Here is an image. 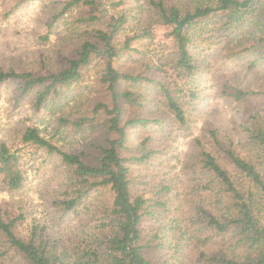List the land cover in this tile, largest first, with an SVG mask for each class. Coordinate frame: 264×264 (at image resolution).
Returning a JSON list of instances; mask_svg holds the SVG:
<instances>
[{
	"label": "trees",
	"instance_id": "obj_1",
	"mask_svg": "<svg viewBox=\"0 0 264 264\" xmlns=\"http://www.w3.org/2000/svg\"><path fill=\"white\" fill-rule=\"evenodd\" d=\"M21 1L25 0L17 3ZM125 2L68 0L64 4L63 9L89 8L78 21L94 28L87 29L75 55L65 57L59 72L37 75L0 67V82L19 80L17 101L36 91L40 107L49 97L58 95L64 85L87 79L95 58L104 60L98 81L106 98H98L76 122H88L93 128L102 126L98 138L85 149L67 152L42 135L37 126H28L22 140L37 149L59 154L68 168L65 197L54 201L63 215L76 211L85 199L98 192L111 194L95 203L90 216L91 232L82 238L63 240L35 223L21 232L22 215H5L0 210V260L10 263L19 256V264H188L192 260L194 264H264V115L246 128V155L234 148L225 149L232 170L204 145L199 150L203 167L210 174L206 188L217 203V213L197 206L199 226L195 217L171 218V208L175 207L173 181L154 182L151 171L141 172L158 153L152 131L161 120L140 113L147 98L138 86L156 81L134 70V66L123 71L117 65L121 64L122 55H126L124 59L132 58V51H139L132 44L134 37H141L126 38L122 46L117 45V36L125 28L128 16L122 10L112 13L110 7L117 9ZM151 4L158 23L173 42L179 76L191 79L198 67L192 49L195 27L205 29L209 36L217 34L222 48L230 55L251 53L253 59L248 67L260 72L257 65L264 62V0H201L185 6L151 0ZM157 83L174 120L185 124L182 97L196 98V90L186 87V83L167 85L165 78ZM254 94L258 91L241 88L230 93L238 100ZM129 106L135 107L133 112ZM136 135L141 138L139 142H134ZM21 163L18 151L0 142V187H23ZM202 229H209L207 238L215 237L216 246L212 250L201 247L190 260L185 259L181 248L190 240L206 242L207 238L198 234Z\"/></svg>",
	"mask_w": 264,
	"mask_h": 264
},
{
	"label": "rangeland",
	"instance_id": "obj_2",
	"mask_svg": "<svg viewBox=\"0 0 264 264\" xmlns=\"http://www.w3.org/2000/svg\"><path fill=\"white\" fill-rule=\"evenodd\" d=\"M67 1L25 0L17 3L18 0H0V67L37 75L59 72L65 65V57L75 55L87 29L94 28L78 21L89 8L76 6L63 9ZM167 1L185 6L201 0ZM110 10L112 13L122 10L128 16L125 28L117 36L118 46H122L126 38L141 35L140 38L134 37L132 44L139 51H132V58L124 59L126 55H122L121 64L117 65L123 71L134 66V70L142 71L156 81L138 86V91L144 92L147 98L140 113L161 120L152 131L154 148L158 153L147 165L150 168L141 172L151 171L154 182L173 181L171 194L172 206L175 207L171 208V218L179 215L183 219L195 217L196 226H199L201 221L196 215L197 206H204L215 213L218 208L206 188L210 174L203 167L199 150L204 145L231 170L225 149L234 148L243 155L247 154L244 146L248 138L246 128L254 126L257 118L264 115V62L257 65L260 72H254L248 67L253 59L251 53L230 55L222 48L223 42L217 34L216 37L209 36L205 29L195 27L197 34L193 32L196 38L192 49L198 67L192 75L193 79L184 78L177 73L173 42L165 27L158 23L151 0H126L117 9L110 7ZM59 13L58 18L51 22ZM103 63L104 60L95 58L87 79L64 85L58 95L49 97L40 107L36 91L17 101L19 80L0 82V142L18 151L25 174L21 189L5 190L0 187V210L5 215H22L21 232L35 223L45 226L49 234L63 240L82 238L91 232L90 216L97 200H106L111 196L107 191L98 192L85 199L76 211L63 215L54 201L65 197L68 168L59 154L49 153L45 148L37 149L22 140L28 126H37L42 135L67 152L85 149L98 138L102 126L93 128L88 122L78 125L76 122L88 113L98 98L105 97L98 81ZM162 78L167 85L186 83V87L196 90V98L182 97L185 124L174 120L161 98L157 82ZM234 88L255 90L258 94L238 100L230 95ZM134 109L128 107L130 112ZM140 140L137 135L134 137V142ZM198 234L200 238H207L211 232L202 229ZM216 241L215 237L207 238L205 243L190 240L181 250L185 259L190 260L201 247L212 250ZM17 259L19 256H15L10 263L1 259L0 264H19ZM188 264H194V261Z\"/></svg>",
	"mask_w": 264,
	"mask_h": 264
}]
</instances>
